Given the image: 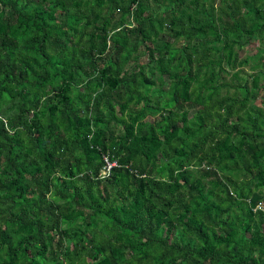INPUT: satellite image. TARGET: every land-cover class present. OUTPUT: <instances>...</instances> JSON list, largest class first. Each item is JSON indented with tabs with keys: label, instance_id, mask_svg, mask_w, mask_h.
<instances>
[{
	"label": "trees",
	"instance_id": "16d2710c",
	"mask_svg": "<svg viewBox=\"0 0 264 264\" xmlns=\"http://www.w3.org/2000/svg\"><path fill=\"white\" fill-rule=\"evenodd\" d=\"M0 264H264V0H0Z\"/></svg>",
	"mask_w": 264,
	"mask_h": 264
},
{
	"label": "built area",
	"instance_id": "2783aa9c",
	"mask_svg": "<svg viewBox=\"0 0 264 264\" xmlns=\"http://www.w3.org/2000/svg\"><path fill=\"white\" fill-rule=\"evenodd\" d=\"M105 161H106L105 162V166L101 169V174L102 175H107L109 173L111 167L116 165L115 161H109V159H106Z\"/></svg>",
	"mask_w": 264,
	"mask_h": 264
},
{
	"label": "rangeland",
	"instance_id": "374dc122",
	"mask_svg": "<svg viewBox=\"0 0 264 264\" xmlns=\"http://www.w3.org/2000/svg\"><path fill=\"white\" fill-rule=\"evenodd\" d=\"M256 46H257V41L252 42L251 44L248 45V47L245 49V51L244 50L242 51V54H244L245 52H248V51L253 52L255 50Z\"/></svg>",
	"mask_w": 264,
	"mask_h": 264
},
{
	"label": "clouds",
	"instance_id": "9594fccd",
	"mask_svg": "<svg viewBox=\"0 0 264 264\" xmlns=\"http://www.w3.org/2000/svg\"><path fill=\"white\" fill-rule=\"evenodd\" d=\"M258 207H260L259 205H257Z\"/></svg>",
	"mask_w": 264,
	"mask_h": 264
}]
</instances>
